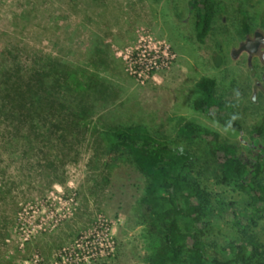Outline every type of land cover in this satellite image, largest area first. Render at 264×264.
<instances>
[{
    "label": "rangeland",
    "instance_id": "1",
    "mask_svg": "<svg viewBox=\"0 0 264 264\" xmlns=\"http://www.w3.org/2000/svg\"><path fill=\"white\" fill-rule=\"evenodd\" d=\"M217 3L211 32L198 43L187 0H0V52L27 66L66 62L71 100L87 84L101 86L102 97L89 98L95 106L80 119L63 115L58 127L50 125L60 117L55 114L35 133H0V264L147 261L152 242L138 205L146 178L104 135L113 125L142 126L190 152L213 196L207 252H227L244 212L243 194L215 181L205 141L186 139L178 128L195 121L216 130L246 160L264 147V135L250 133L264 113V63L257 54L231 56L245 36L242 19L249 32H264V0ZM146 35L169 44L173 58L139 77L121 55ZM207 76L215 80V94L232 106L226 116L239 122L240 131L193 107L196 82ZM229 201L241 211L229 209ZM257 230L264 238V221Z\"/></svg>",
    "mask_w": 264,
    "mask_h": 264
},
{
    "label": "trees",
    "instance_id": "2",
    "mask_svg": "<svg viewBox=\"0 0 264 264\" xmlns=\"http://www.w3.org/2000/svg\"><path fill=\"white\" fill-rule=\"evenodd\" d=\"M217 2L187 0L198 43H203L211 32ZM242 20L243 30L248 33V24L245 18ZM0 53V124L5 125L0 133L11 130L23 135L30 131L35 133L39 131V122L45 123L55 114L60 117L50 125L58 127L63 115L66 121L74 117L80 119L95 106L89 98H102L98 95L101 86L87 84L86 89L76 91L71 100L67 88L70 67L66 62L52 60L41 66H27L9 51ZM196 86L199 96L194 99L193 107L214 113L219 123L240 131L239 122L226 116L232 106L215 94V80L202 77ZM25 126L28 131L24 130ZM49 130L50 127L45 126L42 133L47 134ZM103 133L113 146L129 154L146 178L138 205L152 251L142 264H264V238L257 230L264 221V163L261 161L264 147L259 148V153L252 159L246 160L238 146L216 130L195 121H185L178 128V134L186 139L199 137L205 141L207 151L216 163L215 181L243 194L244 212L236 222L235 238L225 254L211 255L207 252L204 236L212 227L213 196L196 175L190 152L155 137L139 125L107 126ZM250 133L252 137L264 135V113ZM226 206L241 211L235 201L227 202Z\"/></svg>",
    "mask_w": 264,
    "mask_h": 264
},
{
    "label": "built area",
    "instance_id": "3",
    "mask_svg": "<svg viewBox=\"0 0 264 264\" xmlns=\"http://www.w3.org/2000/svg\"><path fill=\"white\" fill-rule=\"evenodd\" d=\"M121 56L125 61L128 60L133 63L131 69L139 77L168 66L173 58L169 44L156 40L149 35L142 36L138 46Z\"/></svg>",
    "mask_w": 264,
    "mask_h": 264
},
{
    "label": "water",
    "instance_id": "4",
    "mask_svg": "<svg viewBox=\"0 0 264 264\" xmlns=\"http://www.w3.org/2000/svg\"><path fill=\"white\" fill-rule=\"evenodd\" d=\"M261 46H264L263 32L255 29L253 37H247L244 41L240 42L236 48L231 50V56L236 58L241 52H246L248 55L256 54ZM259 57L264 63V52H262Z\"/></svg>",
    "mask_w": 264,
    "mask_h": 264
},
{
    "label": "flooded vegetation",
    "instance_id": "5",
    "mask_svg": "<svg viewBox=\"0 0 264 264\" xmlns=\"http://www.w3.org/2000/svg\"><path fill=\"white\" fill-rule=\"evenodd\" d=\"M255 30H253V31H251V32H248V33H245V36H244V39L242 40V41H244L247 37H253V32H254ZM263 35H264V32H263ZM242 41H240V42H242ZM239 42V43H240ZM262 52H264V46H261L259 49H258V51H257V55H258V57L260 56V54L262 53ZM259 59H260V57H259ZM262 62V61H261Z\"/></svg>",
    "mask_w": 264,
    "mask_h": 264
}]
</instances>
